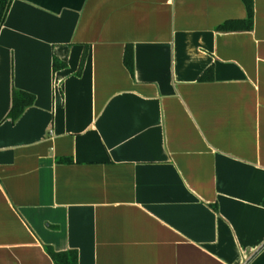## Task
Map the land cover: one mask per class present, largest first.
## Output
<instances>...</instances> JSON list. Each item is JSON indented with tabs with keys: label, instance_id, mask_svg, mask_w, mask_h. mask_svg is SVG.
<instances>
[{
	"label": "crops",
	"instance_id": "1",
	"mask_svg": "<svg viewBox=\"0 0 264 264\" xmlns=\"http://www.w3.org/2000/svg\"><path fill=\"white\" fill-rule=\"evenodd\" d=\"M252 3L251 29L221 31L246 20V0H12L0 264H53L46 247L78 264H264V0ZM13 91L34 96L15 120Z\"/></svg>",
	"mask_w": 264,
	"mask_h": 264
},
{
	"label": "trees",
	"instance_id": "2",
	"mask_svg": "<svg viewBox=\"0 0 264 264\" xmlns=\"http://www.w3.org/2000/svg\"><path fill=\"white\" fill-rule=\"evenodd\" d=\"M12 0H0V28L4 22L8 9ZM247 18L244 21H226L218 26V30L228 31L237 29L249 30L253 24V3L252 0H246ZM85 55L82 56L80 66L83 64ZM123 62L126 68L132 72L133 70V50L131 45H127L124 50ZM62 66L61 63L54 58L53 69H57ZM211 72L208 71V73ZM211 79L210 76H202L200 80ZM34 102V96L24 91H13L11 108L9 111V117L12 120L17 119L24 109ZM68 158L60 159V162H69ZM46 252L50 256L53 264H78V255L75 250H68L63 252H56L50 247H46Z\"/></svg>",
	"mask_w": 264,
	"mask_h": 264
}]
</instances>
